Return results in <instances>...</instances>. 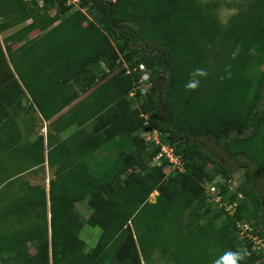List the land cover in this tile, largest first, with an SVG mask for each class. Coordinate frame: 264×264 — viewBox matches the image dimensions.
<instances>
[{
    "label": "trees",
    "instance_id": "16d2710c",
    "mask_svg": "<svg viewBox=\"0 0 264 264\" xmlns=\"http://www.w3.org/2000/svg\"><path fill=\"white\" fill-rule=\"evenodd\" d=\"M64 3L0 0V33L13 29L0 38V264H144L161 233L167 264H264L235 229H264V0L225 23L217 0H81L91 21ZM20 113L49 130L20 141ZM151 128L176 146L183 173L167 174L164 159L147 169L160 148L140 136ZM44 165L47 189L18 181ZM238 169L244 180L229 190ZM215 178L237 201L233 216L206 202L200 182ZM82 200L86 224L101 228L87 252Z\"/></svg>",
    "mask_w": 264,
    "mask_h": 264
},
{
    "label": "rangeland",
    "instance_id": "374dc122",
    "mask_svg": "<svg viewBox=\"0 0 264 264\" xmlns=\"http://www.w3.org/2000/svg\"><path fill=\"white\" fill-rule=\"evenodd\" d=\"M202 1H206V0H202ZM219 2V8H218V12H217V16L218 19L221 23H225V21L227 20V18L234 13L238 7L240 5H244L245 0H217ZM67 3H64V5H66ZM41 2H39V6H41ZM55 5V4H53ZM57 8V7H56ZM68 10V14L71 11L76 10L74 7H67ZM82 9V7H81ZM49 15H53L56 13L55 9H49L48 10ZM84 13L86 14V18L91 21V18H93L92 14L87 13L86 11H84ZM13 30V29H12ZM12 30H9L8 32H11ZM8 32L5 33H0V38H2L5 34H7ZM37 35V33L31 34V36H35ZM119 57H122V54L119 55ZM99 67L101 69L104 70L105 64L103 66V64H100ZM106 68V67H105ZM107 69V68H106ZM106 71V70H104ZM98 79H100V76L98 77ZM143 82L145 83L144 86L142 88V91H144V89H146L149 85L146 81V77H143ZM100 84H98L97 87H99ZM132 95V92L129 94V96ZM138 102H134L132 103V106L137 105ZM201 145L203 148L207 149L212 155H215L217 157H222V159L224 160V154L223 151L221 150V148L217 145H215L213 143V141L211 140H202ZM131 149V147H130ZM111 156V154H109V156H107L106 158H109ZM159 164V161H155V160H151V162H149V164L147 165V169H149L150 167H156ZM199 165L198 161L196 162V166ZM243 172L244 170L242 169H238L236 171H234L233 173H231V179L229 180L228 185L230 186V188L234 189L235 187H237V185L241 182H243ZM53 173V168H49L47 166H43V167H39L33 170H30L28 172H25L24 174L21 175V177L19 178L18 181H20L21 179L23 181H27L28 183L32 184V185H39L41 187H45L47 189V181L49 179H51L53 177L52 175ZM262 176L260 174H256V183H257V188L261 189L262 192H264V179L261 178ZM217 181L221 184L222 183V179H217ZM202 183V181L200 182ZM203 184V183H202ZM2 190H0V194H2ZM157 192H152L150 194V196L148 197V200L150 202H153L155 199ZM1 199V196H0ZM206 202L208 203L207 199ZM214 206V205H213ZM216 207V206H214ZM75 211L77 212V215L79 217V221L81 224L80 230H79V234L78 237L79 239L83 242L84 244V251H89L91 249H93L94 247H96V244L98 243V239L99 236L101 234V228L99 226H89L86 224L87 218L91 212L90 207L88 206L86 200H82L79 201L75 204ZM264 232V231H263ZM151 236V235H150ZM149 236V237H150ZM153 237V238H152ZM152 240L156 243L155 246H149L151 249L150 252V258L149 260H147L144 264H167L166 260L164 257H162L158 251V249L156 247H161V242H163L164 240V236L161 234L159 235H155V236H151ZM29 251L30 253L34 252L33 250V243H29ZM155 247V248H153Z\"/></svg>",
    "mask_w": 264,
    "mask_h": 264
},
{
    "label": "built area",
    "instance_id": "2783aa9c",
    "mask_svg": "<svg viewBox=\"0 0 264 264\" xmlns=\"http://www.w3.org/2000/svg\"><path fill=\"white\" fill-rule=\"evenodd\" d=\"M80 1L81 0H65V3H67L66 6L72 8L74 7L75 9L80 10L86 16L84 13V8L81 9L79 6ZM139 69H143V67L140 66ZM143 77L147 78V75L143 74L142 79ZM140 136L146 141L153 142V145L160 146L159 152L156 154L153 160L160 162L161 159H164L167 165L164 171L167 174L184 172L181 154L178 152L175 145L160 144L159 133L152 128L149 131H143ZM217 179L218 178H215L212 181L204 180V182H202L203 184L201 185L204 189L205 198L212 205L223 208L227 215L233 216L237 207V201L227 202L226 200L222 199L220 196V188L218 186L219 182ZM229 190L233 189L229 186ZM237 199H241L240 194L237 195ZM235 229L239 240L249 243L251 251L258 253L261 259L264 260V229L256 231L254 227L243 221H236Z\"/></svg>",
    "mask_w": 264,
    "mask_h": 264
},
{
    "label": "crops",
    "instance_id": "0c3cea01",
    "mask_svg": "<svg viewBox=\"0 0 264 264\" xmlns=\"http://www.w3.org/2000/svg\"><path fill=\"white\" fill-rule=\"evenodd\" d=\"M85 96L82 95L79 100L84 98ZM73 102L69 107L74 108L75 106L77 107V101ZM72 106V107H71ZM68 107V108H69ZM66 109H64L61 113L63 116L66 114ZM30 117V118H29ZM32 117V118H31ZM34 119V121L32 120ZM17 123H18V130H19V135H20V141H31L36 135L38 134H43V136L47 133V130L50 128L49 122L45 121H39L38 117L36 114H31L29 116H23L21 113L19 114V117L17 118ZM75 126H71L67 128L66 130L60 132L55 138L59 140L65 139L72 131L75 130ZM53 133V132H51ZM76 204V203H75ZM75 209V205H74Z\"/></svg>",
    "mask_w": 264,
    "mask_h": 264
},
{
    "label": "clouds",
    "instance_id": "9594fccd",
    "mask_svg": "<svg viewBox=\"0 0 264 264\" xmlns=\"http://www.w3.org/2000/svg\"><path fill=\"white\" fill-rule=\"evenodd\" d=\"M187 87H189V88H193V87H195V84H194V83H189V84L187 85Z\"/></svg>",
    "mask_w": 264,
    "mask_h": 264
}]
</instances>
